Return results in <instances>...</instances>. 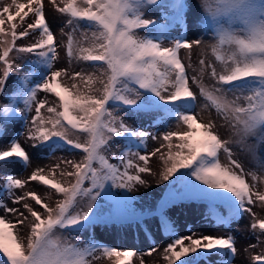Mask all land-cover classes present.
<instances>
[{"label":"snow or ice","instance_id":"snow-or-ice-1","mask_svg":"<svg viewBox=\"0 0 264 264\" xmlns=\"http://www.w3.org/2000/svg\"><path fill=\"white\" fill-rule=\"evenodd\" d=\"M49 2L67 18L68 31L62 28L61 35L67 37L69 66L73 61L88 63L71 73L54 67L63 42L57 43L46 20L45 0H11L3 6L0 96L8 102L0 104V138L8 123L19 122L26 129L20 134L32 147L46 149L49 157L66 147L73 151L49 166L48 175L43 174L44 167H38L27 181L12 174L3 176L0 188L6 199L13 204L31 200L42 211L27 202L22 205L26 212L21 211L0 200V209L16 217L15 223L0 217V264H93L101 258L99 253L114 257L116 264H133L134 257L151 256L159 246L153 241L146 253L117 248L96 240L91 230L97 225H144L150 215L160 218L161 229L170 236L162 256L167 264H212L208 258L213 255L219 257L216 264H233L237 241L231 232L178 234L165 213L183 201L206 203L204 219L221 226L250 216L249 230L256 243L248 247L264 244V219H257L251 207L257 202L264 205V191L248 182V176L258 181V173L246 170L233 150L237 146L258 159L257 149L264 145V0H201V23L214 39L209 47L216 63L200 59L199 78H191L205 101L199 113L194 111L197 93L179 56L181 49L204 43L195 33L194 39L184 36L186 0ZM155 7L162 9L159 16H146V10ZM29 14L33 22L26 23ZM17 19L25 25L19 32ZM177 27L181 32L173 35ZM140 30L147 33L141 35ZM30 35L34 43L17 45ZM164 40L171 46H164ZM25 54L34 58L26 60ZM25 64L31 70L17 76L13 92L6 95L10 76ZM206 71L214 81L211 87L203 83ZM62 77L73 82L68 86ZM77 78L84 88L77 86ZM38 93L55 99L38 98ZM206 109H214L223 123L210 117L205 121L201 113ZM140 119L148 120L150 126L167 127L162 134L150 132L134 126ZM220 127L227 129L229 139L221 138ZM149 138L161 141L151 152ZM157 153L160 167L153 173L149 162ZM13 162L25 169L30 165V156L17 139L0 150V167ZM61 164L66 167L61 169ZM57 170L64 182L55 178ZM258 172L264 175V160L258 159ZM145 173L159 176L157 186L167 184L155 210L140 212L132 193L149 187L142 178ZM30 181L54 192L15 194ZM52 198L54 207L46 202ZM221 205L227 215L219 211ZM17 226L23 228L14 231ZM24 228H30V233ZM85 230L89 231L86 241L78 235ZM253 260L264 264V255Z\"/></svg>","mask_w":264,"mask_h":264},{"label":"rangeland","instance_id":"rangeland-1","mask_svg":"<svg viewBox=\"0 0 264 264\" xmlns=\"http://www.w3.org/2000/svg\"><path fill=\"white\" fill-rule=\"evenodd\" d=\"M20 2V0H19ZM26 2V0H23ZM165 3H170L171 0H164ZM11 3V0H0V10H2L3 6H6ZM57 3H60V0H57ZM63 6V5H61ZM14 11V9H13ZM162 11L161 8L155 7L146 10V16H150L151 18H157ZM186 18H187V25L184 29V36L189 39H194L193 33L196 36L201 37L204 43L200 46L193 45L191 50L181 49L179 52V56L182 62L185 64L186 67V74L189 76V85L194 92L197 93V104L198 107L194 110L195 112H200V108L203 106L205 101L203 98L199 97V89L196 85L192 84L191 78L193 76L198 77V69L200 67L199 61L200 59H205L206 62H213L214 57L211 55L210 45L214 43V39L212 38V34L210 32H206L203 28L201 23L202 20V10H201V0H186ZM45 16L46 20L50 25L51 30L54 33L56 41L58 44L63 42V46L58 47V61L54 63V67L57 69L67 68L69 73L73 71H78L81 66H86L88 62H80L77 64L73 61L72 65L69 66L68 58L66 55V36L61 35V29L64 28L65 32L68 31L65 28V21L66 17L63 14L58 13L54 6L49 2V0H45ZM19 27L17 31H21L25 25L20 24L19 19L15 21ZM33 22V17L29 14V17L26 18V23ZM83 24V22H81ZM5 28H8V25H5ZM181 29L179 27L172 30L173 35H179ZM147 33V30H140V34L144 35ZM35 42V38L33 36H29L27 38H23L17 41L18 46H28ZM164 46H171V42L169 40L163 41ZM29 54H25V59H33ZM189 63L191 67H189ZM30 65L25 64L24 68L20 72L14 71L10 76L7 87L5 88V94L12 93L14 90V84L16 81V77L23 75L30 71ZM219 71V68H218ZM199 78V77H198ZM38 79V78H36ZM61 82L70 86L73 81L66 77L61 78ZM77 86L80 88H84L85 85L82 81L77 78ZM203 83L211 87L214 81L210 78L208 71H206L203 77ZM44 96H49V99H55L51 97L50 94L38 93V98H43ZM8 101L5 100L4 96H0V104L7 103ZM47 107V105H46ZM42 113L47 115L46 110L42 109ZM34 114V113H32ZM203 118L205 121L209 119V117L214 120L217 124H222L223 121L219 120L216 117L214 109H206L203 113ZM31 115V114H30ZM174 125V122H172ZM134 126H138L144 130L150 132H157L161 133L166 129L165 124H160L156 126H150V122L146 119L136 120L134 122ZM219 134L222 139H229V133L226 128L220 127L218 129ZM21 132H26V129L22 127L19 122L15 123H8L6 125V132L3 133L2 138H0V150L6 149L9 142L12 139H17L18 142L21 144L22 147L25 148L27 153L30 156V165L25 169L24 166L19 162H13L8 164L7 166L0 167V185L3 182V176L5 174H12L15 175L16 178L21 180H28V177L35 171L38 167H44L45 172L44 175H48V167L54 165L59 162L61 157H68L70 156L73 150L68 149L67 147L65 150H57L55 153L49 157L48 151L46 149L32 147V142L26 139V135L20 134ZM252 143V141H249ZM113 143H121L120 141H113ZM161 141H153L149 138L147 143V150L151 152L155 148L159 147ZM175 143V141H174ZM234 152L236 153L235 158L241 161L244 165L246 170H254L257 171L259 179L258 181H253L251 176H248L246 179L249 183H256L260 191H264V175H260L258 172V159L264 160V145L259 146L257 149V158H254L252 153L242 150L237 146L233 147ZM166 151V149H164ZM143 154V149L141 150ZM159 153L155 157H153L150 162L149 166L152 168L153 173H157L160 167L159 161ZM77 159L79 157H76ZM110 162H115L109 157ZM222 163L224 162L223 155L221 156ZM66 166L61 164V169H64ZM70 170V169H69ZM55 178L61 182L65 181V178L59 176V170H57V174ZM142 178L146 180L149 184V187L146 189L143 187L138 188V190L132 193L133 196L137 197L138 200L135 203V208L137 211L143 212L146 210L154 211L157 202L163 198V195L166 191V184L161 183L157 186V180L159 179L158 175L152 174H142ZM27 191H36L41 196L45 195V192H54V190L47 189L43 185H39L38 181H30L26 183L24 189L15 190L16 195H22L24 192ZM0 200H3L7 203L8 207H15L19 208L21 211H25L22 205L24 202L30 203L34 206L36 210L42 211L39 205H35L34 201L28 200L24 201L21 204H13L10 199H6V197L2 194V188H0ZM50 206H55V198L46 200ZM253 211L256 213L257 219H264V205L257 202L256 205L251 206ZM208 205L204 202L198 201H183L178 202L173 206H170L166 210V215L170 218L172 222H174L178 234L180 235H190L192 232L196 233H203L205 235H223L228 232H231L236 238V247H237V254L234 257L233 264H255L253 257L256 255H264V244H260L255 248L248 247L250 244H255L256 240L251 234L249 230V225L251 223V217L245 215L243 217L237 218L233 220L230 225L221 226L215 223L208 222L204 219L205 213L207 212ZM219 211L223 214L227 215V210L221 205L219 206ZM0 217H5L7 220L15 223L16 217L11 213H5L2 209H0ZM152 225V226H151ZM151 226V227H150ZM19 228H23V226H17ZM67 232L68 230H64ZM95 233L96 240L105 244V242L109 243L111 246L117 248H134L138 252H145L147 249L152 246L153 241L156 245H158V250L154 252L151 256L144 255L136 256L133 258V264H141L143 260V264H167L166 261L163 260V247L170 241V236L164 232L160 227V218L155 215H150L145 218L144 225H135L127 224L122 227H117L116 225L111 226H94L91 230ZM258 231V230H257ZM24 232L30 233V228H24ZM83 240H88L89 238V231L85 230L82 233L78 234ZM146 237H151L153 241L150 243ZM133 241V242H132ZM149 245V247H146ZM2 255V254H0ZM100 259L93 261V264H116L115 258L108 259L104 257L102 253H99ZM212 264H216V261L219 259L217 256H210L208 258Z\"/></svg>","mask_w":264,"mask_h":264},{"label":"bare ground","instance_id":"bare-ground-1","mask_svg":"<svg viewBox=\"0 0 264 264\" xmlns=\"http://www.w3.org/2000/svg\"><path fill=\"white\" fill-rule=\"evenodd\" d=\"M20 2H23V0H20ZM152 226V225H151ZM150 226V227H151ZM146 239L151 243L153 239L151 237H146ZM133 242V241H132ZM105 244L110 245L109 243L105 242ZM146 247H149V245H146ZM155 264H158L157 262Z\"/></svg>","mask_w":264,"mask_h":264}]
</instances>
